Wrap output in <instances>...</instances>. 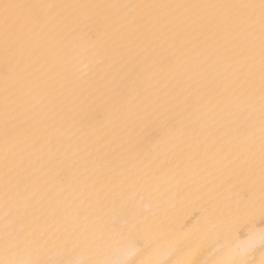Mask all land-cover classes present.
Segmentation results:
<instances>
[{
    "label": "snow or ice",
    "instance_id": "obj_1",
    "mask_svg": "<svg viewBox=\"0 0 264 264\" xmlns=\"http://www.w3.org/2000/svg\"><path fill=\"white\" fill-rule=\"evenodd\" d=\"M257 240L264 264V0H0V264H256Z\"/></svg>",
    "mask_w": 264,
    "mask_h": 264
},
{
    "label": "bare ground",
    "instance_id": "obj_2",
    "mask_svg": "<svg viewBox=\"0 0 264 264\" xmlns=\"http://www.w3.org/2000/svg\"><path fill=\"white\" fill-rule=\"evenodd\" d=\"M47 2L56 3H89V2H121V3H158V2H227V0H47ZM230 2H241V0H230ZM246 2V0H245ZM258 2V0H255ZM257 197L259 193H256ZM145 211H151L153 209V201L149 198H145L142 204ZM199 205L193 201H188L184 203H179L172 201L168 205L169 214L177 223H182L187 218L191 217L197 210ZM258 222V221H257ZM258 231V229H257ZM173 260L180 259L181 257H171ZM212 249L205 248L197 256L200 264H205L206 261L211 260ZM249 259H254L256 264H259L262 259V253L260 251L259 241L256 242V251L248 257Z\"/></svg>",
    "mask_w": 264,
    "mask_h": 264
}]
</instances>
